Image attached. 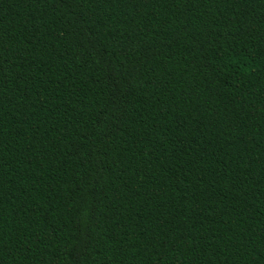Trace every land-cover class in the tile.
Returning <instances> with one entry per match:
<instances>
[{
	"label": "trees",
	"instance_id": "1",
	"mask_svg": "<svg viewBox=\"0 0 264 264\" xmlns=\"http://www.w3.org/2000/svg\"><path fill=\"white\" fill-rule=\"evenodd\" d=\"M0 264H264V0H0Z\"/></svg>",
	"mask_w": 264,
	"mask_h": 264
}]
</instances>
